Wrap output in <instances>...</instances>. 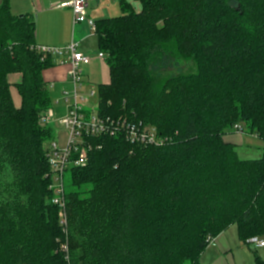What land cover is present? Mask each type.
<instances>
[{"label": "trees", "instance_id": "1", "mask_svg": "<svg viewBox=\"0 0 264 264\" xmlns=\"http://www.w3.org/2000/svg\"><path fill=\"white\" fill-rule=\"evenodd\" d=\"M139 1L96 22L110 75L97 112L165 142L89 139L86 165L68 170L67 259L49 189L55 133L41 121L56 62L37 51L34 19L0 0V264H199L232 224L245 243L264 237V151L241 159L224 138L245 125L264 141V0H239L242 13L227 0ZM171 59L196 70L163 77L154 67Z\"/></svg>", "mask_w": 264, "mask_h": 264}, {"label": "built area", "instance_id": "2", "mask_svg": "<svg viewBox=\"0 0 264 264\" xmlns=\"http://www.w3.org/2000/svg\"><path fill=\"white\" fill-rule=\"evenodd\" d=\"M60 7H70L74 14V23H88L91 30L96 32V22L88 19V0H69L59 5ZM44 59L49 57L68 55L69 70L68 78L73 84V93L68 94L71 98L67 114L61 123L68 131V141L66 146L61 147L57 140L50 144L48 158L51 166L49 189L53 193L52 203L59 209V222L62 230L67 233V203L65 175L66 172L74 166H85L88 161L89 152L94 145L89 141L91 138L99 136H117L123 135L131 143L154 145L163 144L165 138L161 137L155 127L148 126L142 122H132L126 118H113L110 116H101L97 108L87 110L89 98L94 96V91L84 93L85 81L80 70L81 64H88L91 57L77 51L75 44L67 47L36 46ZM98 57L105 58L103 52L98 53ZM67 98V99H68ZM53 110H49L41 119L44 124H50L53 117ZM237 132H243L242 126L237 125ZM257 247L264 246V237H256ZM64 252L68 253L67 245L64 246Z\"/></svg>", "mask_w": 264, "mask_h": 264}, {"label": "crops", "instance_id": "3", "mask_svg": "<svg viewBox=\"0 0 264 264\" xmlns=\"http://www.w3.org/2000/svg\"><path fill=\"white\" fill-rule=\"evenodd\" d=\"M68 1L69 0H10V6L14 15L23 16L27 14L34 19L36 26L35 39H36V44L38 46L41 45V46L64 48L70 44H75L77 51L82 52L85 55L91 57L90 62H92L93 60L99 61V59H101L98 57V53L100 52V50L98 53L92 56V54L90 53V51H88L87 48L88 40L94 34L97 37V39L98 36L96 35V33H94L91 30L87 22L79 23V24L74 23V14L70 7L59 6L61 3ZM116 1L119 2L121 7L120 0H88V19L97 22L101 19L112 18L111 15L108 14L113 9V5H115ZM98 46H99V41H98ZM52 58L56 62L55 65L47 68L43 73L44 78L48 83V85L53 84V86L56 88L58 82L64 84L66 83L72 84V82L68 78L69 56L64 54ZM82 76L85 81L83 92L86 94L90 92L89 82L83 73ZM20 79H21L20 74L19 77L15 79V82H13L10 78L12 85L14 84L15 86L20 81ZM66 101L69 105V102H71V98L69 97ZM14 104L16 106H19L21 104V98L16 102L14 100ZM88 106H86L87 110L91 109ZM67 109H66V114H67ZM52 110L54 114L53 107ZM54 133L56 136V140L60 144L59 137L57 136L55 131ZM68 136H69L68 131L65 129V140H64L65 146L68 141ZM227 233L228 232L225 230L223 233L218 235L210 242V244L202 252L199 259V264H235L234 249L232 248V245H230L231 242L234 241L233 239L234 236L232 237L228 236ZM236 234H237V239L239 241L237 245L234 243V246H236L235 249H237L238 246H241L239 244L247 245L253 243V239L250 240L248 243L241 241L238 228ZM254 248L256 250H260L263 249L264 246L259 248L256 246L254 242ZM260 260L264 261V256L258 255L256 257V264Z\"/></svg>", "mask_w": 264, "mask_h": 264}, {"label": "rangeland", "instance_id": "4", "mask_svg": "<svg viewBox=\"0 0 264 264\" xmlns=\"http://www.w3.org/2000/svg\"><path fill=\"white\" fill-rule=\"evenodd\" d=\"M134 11L139 12L142 8V5L139 0H130ZM228 5L235 10L238 13L243 12V5L242 2L239 0H227ZM123 11L120 7V4L118 1L115 2V5H113V9L109 12L108 15H111V17H116L119 15H123ZM95 34L88 40V51L93 55L99 52V46L98 41ZM154 68H156L157 72L160 73L163 77L167 76H173V75H179V74H187L190 72H194L196 70V66L193 61L191 60H180V59H171L167 62H160V64H157ZM81 72L85 75L86 79L89 82V91H94V96L89 99L88 107L96 110L97 106L99 105V94H98V86L100 84H106L110 80V75L108 71L107 63L105 62V59H99V61L93 60L89 64H82L80 66ZM19 77V74L15 73L11 75V80L15 82V79ZM50 93L52 97V107L54 109V115L52 117V120L50 122V125L54 131L56 132L57 136L60 139V146L64 147L65 143V128L62 125L61 121L66 115V109L68 107L67 98L68 94L70 95L73 93V85L71 83H60L58 82L56 88L53 86V84L49 85ZM12 91L11 94L13 95V101H18L20 99V95L18 92L17 87L13 84L11 87ZM16 89V90H15ZM68 93V94H67ZM17 99V100H16ZM245 127V125H241ZM153 127V126H152ZM225 139L233 142L236 145V151L238 156L241 159H259L263 156L264 151V141L261 140L255 133H251L249 131H243V132H229L224 136ZM54 139L56 140V136L54 135ZM70 180V175L68 174V171L65 175V188L66 185H68ZM58 215H59V209L57 208ZM68 215V208L67 213ZM59 217V216H58ZM228 236H234V241L231 242L230 245H232V248L234 249L235 254V264H256V257L264 256V248L260 250H256L254 248V242L251 244H239L241 246H238L237 249H235L236 246H234V243L238 244L237 239V225L232 224L230 225L227 230ZM255 238V237H254ZM60 240H61V249L62 252L64 251V246L67 245L69 250V239L68 234L64 232V230H61L60 233ZM254 240V239H253ZM65 257L68 259L69 253H65ZM210 258V257H209Z\"/></svg>", "mask_w": 264, "mask_h": 264}]
</instances>
